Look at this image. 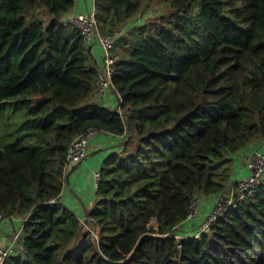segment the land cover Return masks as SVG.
I'll return each mask as SVG.
<instances>
[{
  "label": "trees",
  "instance_id": "16d2710c",
  "mask_svg": "<svg viewBox=\"0 0 264 264\" xmlns=\"http://www.w3.org/2000/svg\"><path fill=\"white\" fill-rule=\"evenodd\" d=\"M144 2L94 0L99 30L127 44L109 104L67 19L76 0H0V215L26 218L6 264H264V183L198 237L188 217L264 145V0H168L136 21ZM90 129L124 136L100 169L93 229L60 200L69 145Z\"/></svg>",
  "mask_w": 264,
  "mask_h": 264
},
{
  "label": "built area",
  "instance_id": "2783aa9c",
  "mask_svg": "<svg viewBox=\"0 0 264 264\" xmlns=\"http://www.w3.org/2000/svg\"><path fill=\"white\" fill-rule=\"evenodd\" d=\"M96 13L97 11L94 5L93 8L86 13L75 14L73 16L70 15L67 19L82 31L88 43V47H91L93 43H97L102 47L103 62L101 65H98V92L99 96L106 97L110 91L115 89L113 81L114 65L120 59V55L114 53L113 48L117 45L118 35L121 31L113 35L103 34L99 30ZM97 131L99 130L90 129L86 133L78 134L71 141L67 153L68 163L78 164L86 157L90 136ZM246 162L250 169V174L240 178L236 182V185L229 188L226 194L222 193L217 196L207 221L203 223L199 231L195 234V237H198L202 232L208 231L220 216L236 206L237 201L260 189L262 183H264V151L260 148L256 149L247 158ZM68 172L69 168L67 164L64 170L65 177H67ZM95 176L97 180H99L101 176L100 171H96ZM198 201L199 198L192 203L188 215L189 219H193L199 214ZM3 217L4 216L0 215V220ZM25 219L26 218L22 219L23 222L21 227L15 230L12 243L6 246L0 245V264H6L8 257L13 253L14 247L20 244ZM177 238L180 239L182 236L177 235ZM179 246L181 247V244H179Z\"/></svg>",
  "mask_w": 264,
  "mask_h": 264
},
{
  "label": "crops",
  "instance_id": "0c3cea01",
  "mask_svg": "<svg viewBox=\"0 0 264 264\" xmlns=\"http://www.w3.org/2000/svg\"><path fill=\"white\" fill-rule=\"evenodd\" d=\"M93 6L94 0H76V6L70 13H68L67 17L73 13H86L87 11L91 10ZM91 49L93 52L94 61L96 63H102V47L97 43H93L91 45ZM98 97L100 100L108 102L109 104H117L118 102L117 97L111 91L106 97ZM123 137L124 136H118L103 131H97L96 133H93L90 136L86 157L80 163L74 164L70 167L60 200L69 209L76 212L80 216L81 220L86 218V211L92 207L96 200V186L98 180L95 176V172L100 171L105 158L119 148L118 146L120 145ZM258 148L257 146L252 145L242 150V152L239 154L235 162V174H237L238 177L242 176L241 178H243L250 174V169L248 168L246 162L247 157L252 151H255ZM199 200L202 201L203 204L202 207H199V214L197 215L199 219H197V221L203 220L205 216L208 215V212L211 211L215 203V197H201ZM22 219V216L14 215L11 217H3L0 220L1 246H6L12 243L15 230L19 229L22 225ZM200 223L198 225H194L192 228H195L196 226L200 227L202 225ZM20 250L21 247L20 244H18L14 247L13 253L16 254Z\"/></svg>",
  "mask_w": 264,
  "mask_h": 264
},
{
  "label": "rangeland",
  "instance_id": "374dc122",
  "mask_svg": "<svg viewBox=\"0 0 264 264\" xmlns=\"http://www.w3.org/2000/svg\"><path fill=\"white\" fill-rule=\"evenodd\" d=\"M169 12H170V8L168 5V0H145L144 5L142 7V10L135 16V20L139 21V19H155L158 17L159 14L169 13ZM81 13H84V12L73 13L72 16L75 14H81ZM124 31H127V30H124ZM128 33H130L129 37H132L129 40V44H131V41L134 39V31L129 29ZM126 45H124V43L117 44L114 48V52L116 53L118 51L123 56ZM260 149L263 151L264 145ZM251 153H253V151ZM251 153L249 154V156L251 155ZM241 177L242 176H240V177L237 176V178L235 180H237V179L239 180V178H241ZM260 189H262V187H260ZM202 204H203V202L199 200L198 201L199 207H202ZM210 213H211V211L208 212V215L205 216L204 219L202 218L203 219V222L201 223L202 225L205 221H207V218H208ZM83 221L85 222L84 224L86 225V227H88L89 229H93L91 224L87 223V221H85V220H83ZM155 224H156V222L153 220L150 225L153 226ZM201 226L199 227V229L201 228Z\"/></svg>",
  "mask_w": 264,
  "mask_h": 264
}]
</instances>
